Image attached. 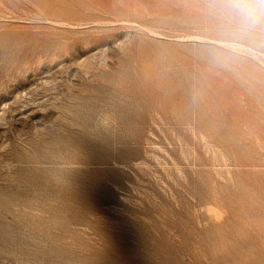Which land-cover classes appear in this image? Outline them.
I'll use <instances>...</instances> for the list:
<instances>
[{
  "label": "rangeland",
  "instance_id": "374dc122",
  "mask_svg": "<svg viewBox=\"0 0 264 264\" xmlns=\"http://www.w3.org/2000/svg\"><path fill=\"white\" fill-rule=\"evenodd\" d=\"M28 169L69 196L4 213L42 226L0 264L264 263V0H0V182Z\"/></svg>",
  "mask_w": 264,
  "mask_h": 264
},
{
  "label": "bare ground",
  "instance_id": "6f19581e",
  "mask_svg": "<svg viewBox=\"0 0 264 264\" xmlns=\"http://www.w3.org/2000/svg\"><path fill=\"white\" fill-rule=\"evenodd\" d=\"M68 22L72 23V21H70V20ZM77 22H79V21H77ZM73 23H76V21H74ZM106 39L107 38L96 37L95 40H93V42L103 44ZM87 43H90V42H87ZM54 48H55V46H54ZM56 49H57V47H56ZM55 50H53V53H54ZM132 58L135 59V57H132ZM133 59L128 60L130 65L132 63L131 60H133ZM133 62H134V60H133ZM90 63L93 64L92 61H90ZM104 63L106 64V55H105V53L100 58V60L95 62V64L93 65L94 70L92 72V75H97V76L102 75L103 76L102 79L104 81L108 82V83H110V82H112V83H114V82L121 83V81L123 79L121 76L116 75V74L108 75L103 70L104 67H101V65L104 64ZM125 64H126V62H125ZM96 69H101L99 74H97L98 72H96ZM84 71L89 72L90 70L88 69V70H84ZM138 94H139V88L133 93V95H132L133 99L131 100V103H129V105L131 104L133 107L137 106V105H143L145 107V106H147L148 104L151 103L150 98H147V95L140 96ZM95 97H97V96H95ZM99 99H101L104 102L108 103V102H111V100H114V97L105 96L104 95V96H100ZM136 114L132 117L130 115H125L124 112H118L116 117H113V119H111V122L114 121V127H120V123H122V124L127 123L128 127L133 128L132 127L133 125L131 123L133 122L132 119L136 116ZM139 116L141 118H144V114H139ZM103 119L106 120V122L109 124L110 118L108 116H104ZM129 122H131V123H129ZM129 132L130 131H128L126 133L128 135H130ZM132 133H134V132H132ZM61 141L64 144L67 143V141L64 140V139H62ZM7 152H8V150L7 151L6 150L2 151V153H4V154H7ZM32 158L33 157L31 156L30 159H32ZM75 159H73L72 161L68 160V162H78V160H75ZM9 166H11V165L9 164ZM28 173L29 174H27V175H21V176H20V172L18 173V175H19L18 181L22 182V184H23V186L25 188L24 190H22L21 188H19L17 190H13L9 185L5 184L4 182H0V249L8 252L16 260L19 259L16 254L19 253V252L23 253L25 251L24 249L27 246H30L29 240H27L26 237H24L25 230L27 228H29V227L33 228V226H35V227L38 226L39 221L35 220L36 214H34V213L31 214V216H27V215L17 216L16 218H14L13 221H8L6 219V217H4V215H5L4 213H6L8 211H11L12 206L13 205H17V204L19 206H21V207L25 206L24 208H26V207H29L30 209L38 208V205L36 203L32 204L29 201V199H27L28 198L27 197V193L28 192L29 193L32 192V194H33L32 198L35 199V200H37L40 197V195L43 194L45 191L48 192L49 196L55 195V197L57 196L60 199L62 197L64 198V197H68L69 196V192H68L67 188L65 187V185L59 186L58 189H54V186H51L49 184V182L44 181L40 177L39 174H35L34 175L31 169H28ZM0 178L1 179H6V176L3 177L0 174ZM15 181H16V178H15ZM52 221H50L49 223H51ZM39 226H42V224H39ZM48 227L50 228V225ZM54 227H51V228H54ZM253 262L256 263V264H264L262 261H258V260H254Z\"/></svg>",
  "mask_w": 264,
  "mask_h": 264
}]
</instances>
